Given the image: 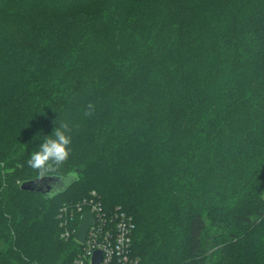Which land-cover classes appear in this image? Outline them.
Returning <instances> with one entry per match:
<instances>
[{"label": "trees", "instance_id": "16d2710c", "mask_svg": "<svg viewBox=\"0 0 264 264\" xmlns=\"http://www.w3.org/2000/svg\"><path fill=\"white\" fill-rule=\"evenodd\" d=\"M0 168V264H70L91 196L141 264H264V0H0Z\"/></svg>", "mask_w": 264, "mask_h": 264}, {"label": "built area", "instance_id": "2783aa9c", "mask_svg": "<svg viewBox=\"0 0 264 264\" xmlns=\"http://www.w3.org/2000/svg\"><path fill=\"white\" fill-rule=\"evenodd\" d=\"M94 197L78 202L71 209L80 213V216L83 212H91L95 217V224L89 228L84 242L77 240L81 247L70 264H93V255L96 251L101 253L99 264H141L140 259L132 251L134 229L132 218L118 209L112 211L103 209L100 201ZM67 210L66 206L61 210V226L64 227L63 235L66 237L71 233ZM77 231L78 228L72 231L75 238Z\"/></svg>", "mask_w": 264, "mask_h": 264}, {"label": "clouds", "instance_id": "9594fccd", "mask_svg": "<svg viewBox=\"0 0 264 264\" xmlns=\"http://www.w3.org/2000/svg\"><path fill=\"white\" fill-rule=\"evenodd\" d=\"M91 109L92 105L89 104ZM90 115V112H86ZM70 128L67 123L53 129L51 135L45 138L39 149L33 151L27 160L30 168L37 171L40 177L56 172L70 157L71 136L68 134Z\"/></svg>", "mask_w": 264, "mask_h": 264}, {"label": "water", "instance_id": "95a60500", "mask_svg": "<svg viewBox=\"0 0 264 264\" xmlns=\"http://www.w3.org/2000/svg\"><path fill=\"white\" fill-rule=\"evenodd\" d=\"M60 182V177L55 176H44L38 177L36 179L25 181L21 183V189L29 191H37L44 194L57 193L62 190L64 186ZM95 224V217L91 212H83L80 216V221L78 225V231L76 233V240L79 242H84L86 240L87 232L89 228ZM101 260L100 251H96L93 255V264H99Z\"/></svg>", "mask_w": 264, "mask_h": 264}, {"label": "rangeland", "instance_id": "374dc122", "mask_svg": "<svg viewBox=\"0 0 264 264\" xmlns=\"http://www.w3.org/2000/svg\"><path fill=\"white\" fill-rule=\"evenodd\" d=\"M3 172H2V170H1V168H0V175L2 174ZM60 217V216H59ZM61 218V217H60ZM72 222V221H71Z\"/></svg>", "mask_w": 264, "mask_h": 264}]
</instances>
